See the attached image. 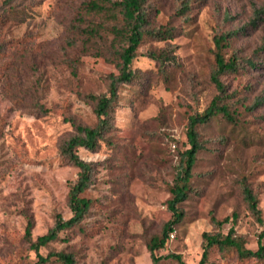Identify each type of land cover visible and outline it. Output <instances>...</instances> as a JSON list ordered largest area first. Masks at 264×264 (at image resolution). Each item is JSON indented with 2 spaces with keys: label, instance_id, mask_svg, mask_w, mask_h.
<instances>
[{
  "label": "rangeland",
  "instance_id": "obj_1",
  "mask_svg": "<svg viewBox=\"0 0 264 264\" xmlns=\"http://www.w3.org/2000/svg\"><path fill=\"white\" fill-rule=\"evenodd\" d=\"M120 0H0V264L45 263L31 240L71 217L67 194L78 170L60 154L74 125L96 123V98L119 76L127 23ZM147 24L130 69V83H115L114 130L95 152L77 149L95 164L82 194L91 206L79 226L59 233L38 255L70 253L75 264H152L148 244L171 220L170 188L189 145L188 118L218 94L210 81L214 37L234 32L223 54L241 68L220 78L221 114L197 128L196 156L187 199L179 205L159 257L179 255L198 264L211 217L229 218L246 249H257L263 226L243 200L246 183L264 221V0H143ZM263 9L256 19L258 10ZM167 30L162 38L150 32ZM153 57V58H152ZM247 61L250 64H247ZM235 213L237 218L231 222ZM169 233V234H170ZM159 264H178L172 258ZM206 264H264L213 248Z\"/></svg>",
  "mask_w": 264,
  "mask_h": 264
},
{
  "label": "trees",
  "instance_id": "obj_2",
  "mask_svg": "<svg viewBox=\"0 0 264 264\" xmlns=\"http://www.w3.org/2000/svg\"><path fill=\"white\" fill-rule=\"evenodd\" d=\"M142 3L143 0H120L118 3L112 4L120 7L124 21L127 23L126 46L120 52V73L116 79L111 81L107 93L96 98L94 107L96 123L93 126L74 125V133L60 147L61 156L78 170L77 179L69 188L66 199L67 207L72 214L71 217L64 220L60 215H56L52 228L46 234L36 238L35 241L31 240L32 222L28 221L27 223L24 233L25 238L30 243L31 248L35 251L41 263H45L51 258H54L61 264H75L74 257L70 253L51 252L46 257H42L38 255V250L56 241L59 233L79 226L91 206V201L82 197V194L93 183L95 164L80 159L77 155V149L83 148L89 152H95L99 142L115 128L114 111L117 101L115 83H130L134 78L130 64L135 57L136 49L143 35V27L148 21V13L142 10ZM262 11L263 9L257 11L256 19H258ZM166 34H168L167 30L157 31L155 33L150 32V35L156 38H162ZM233 35H235L234 32H228L214 37L215 48L213 55L215 65L210 74V81L214 84L218 94L211 100L204 111L188 118L186 138L189 147L180 155V175L170 188L171 197L167 202V208L171 213V220L163 226L161 236L152 238L148 244L152 264H159L162 259L168 258H172L178 264H185L179 255L172 254L159 257L156 255V251L165 246L169 233L183 218V212L179 208V205L188 197L192 169L196 161V156L202 149L197 128L209 123L213 117L220 114L229 121L234 120V116H232L228 108L220 105L221 100L226 97V88L220 78L224 75L236 73L241 68L240 61L234 53L227 58L223 54V49L227 47L228 40ZM258 52L264 53V43L258 48ZM247 64H250V62L247 61ZM263 102V99H258L256 105L262 104ZM241 193L251 215L257 223L263 226V230L258 236L257 249L255 251L246 249L242 240L235 235L233 226L230 227L226 234L222 232V226L229 221V218L216 220L214 217H211V225L215 231L202 233V253L198 264L207 263L209 253L213 248L220 250L232 249L240 259L264 260V221L260 215L258 200L246 183H242ZM236 218V214L233 213L231 222L234 223Z\"/></svg>",
  "mask_w": 264,
  "mask_h": 264
},
{
  "label": "built area",
  "instance_id": "obj_3",
  "mask_svg": "<svg viewBox=\"0 0 264 264\" xmlns=\"http://www.w3.org/2000/svg\"><path fill=\"white\" fill-rule=\"evenodd\" d=\"M169 237L172 239L173 238V233H170L169 234Z\"/></svg>",
  "mask_w": 264,
  "mask_h": 264
}]
</instances>
